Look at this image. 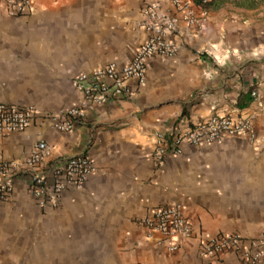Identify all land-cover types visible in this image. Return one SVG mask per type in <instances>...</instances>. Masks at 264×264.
<instances>
[{"label": "crops", "instance_id": "0c3cea01", "mask_svg": "<svg viewBox=\"0 0 264 264\" xmlns=\"http://www.w3.org/2000/svg\"><path fill=\"white\" fill-rule=\"evenodd\" d=\"M32 1L25 16L0 11V102L38 112L0 137V164L22 166L44 140L55 158L88 155L97 172L47 209L16 179L0 209V264H245L236 252L205 260L191 240L171 253L136 221L178 205L197 236L264 234V0H211L205 28L181 22L168 36L178 53L152 58L145 85L130 80L131 97L92 106L70 132L51 120L81 102L72 78L129 64L149 37L146 5L177 11L171 0ZM212 115L249 118L254 133L185 145L158 164L155 132Z\"/></svg>", "mask_w": 264, "mask_h": 264}, {"label": "built area", "instance_id": "2783aa9c", "mask_svg": "<svg viewBox=\"0 0 264 264\" xmlns=\"http://www.w3.org/2000/svg\"><path fill=\"white\" fill-rule=\"evenodd\" d=\"M211 0H171L177 14L161 9L157 3L144 8V20L140 26L149 33L129 64L106 68L91 73H81L72 78L73 87L82 95L75 106L62 110L52 118V126L61 132H70L81 124L87 111L94 105H104L132 96L128 85L136 80L145 85L148 62L157 56H174L179 48L168 40L177 34L179 25L184 22L189 27L205 28ZM33 6L32 0H0V11L10 17L25 16ZM257 100L259 94L253 92ZM33 106L0 102V137L12 133L25 132L37 115ZM254 133L249 118L212 115L186 130L155 132V157L162 165L170 156L183 153L185 145L200 146L220 143L226 137H237ZM97 167L86 154L55 158L54 147L46 141H39L31 150L22 166L12 162L0 164V209L11 197L15 181L21 175L29 182V192L42 209L58 208L66 192L80 189L88 179L96 174ZM145 228L147 237L169 252L177 253L187 241L197 243L199 255L205 260L220 262L229 252H236L245 264H264V234L248 238L240 233H219L210 237L197 236L193 224L178 205L159 206L145 217L136 221Z\"/></svg>", "mask_w": 264, "mask_h": 264}, {"label": "trees", "instance_id": "16d2710c", "mask_svg": "<svg viewBox=\"0 0 264 264\" xmlns=\"http://www.w3.org/2000/svg\"><path fill=\"white\" fill-rule=\"evenodd\" d=\"M210 5H211V3H209V4L206 6V8L209 9ZM251 100H252V98L249 99V102H250Z\"/></svg>", "mask_w": 264, "mask_h": 264}]
</instances>
